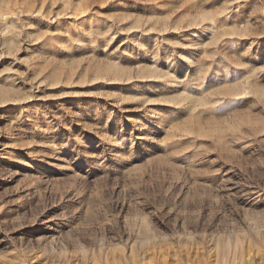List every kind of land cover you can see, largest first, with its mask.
<instances>
[{"label":"rangeland","instance_id":"rangeland-1","mask_svg":"<svg viewBox=\"0 0 264 264\" xmlns=\"http://www.w3.org/2000/svg\"><path fill=\"white\" fill-rule=\"evenodd\" d=\"M0 264H264V0H0Z\"/></svg>","mask_w":264,"mask_h":264},{"label":"bare ground","instance_id":"bare-ground-1","mask_svg":"<svg viewBox=\"0 0 264 264\" xmlns=\"http://www.w3.org/2000/svg\"><path fill=\"white\" fill-rule=\"evenodd\" d=\"M153 69V68H152Z\"/></svg>","mask_w":264,"mask_h":264}]
</instances>
